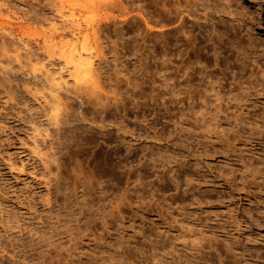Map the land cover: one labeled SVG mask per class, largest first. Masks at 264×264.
Returning a JSON list of instances; mask_svg holds the SVG:
<instances>
[{
    "label": "rangeland",
    "instance_id": "1",
    "mask_svg": "<svg viewBox=\"0 0 264 264\" xmlns=\"http://www.w3.org/2000/svg\"><path fill=\"white\" fill-rule=\"evenodd\" d=\"M263 49L264 0H0V264H264Z\"/></svg>",
    "mask_w": 264,
    "mask_h": 264
},
{
    "label": "bare ground",
    "instance_id": "2",
    "mask_svg": "<svg viewBox=\"0 0 264 264\" xmlns=\"http://www.w3.org/2000/svg\"><path fill=\"white\" fill-rule=\"evenodd\" d=\"M185 2H186V5L188 4V5H192V6H194V5H197V3L199 2V0H192V2H190L189 0H185ZM221 9H223V8H221ZM225 10V9H224ZM72 11V10H71ZM215 11H219V9H215ZM220 11H223V10H220ZM232 11L233 10H231V8L228 10V11H226V12H229V13H232ZM225 12V11H224ZM235 12L236 13H238V14H240V16H242L243 14L240 12V11H237V9H235ZM203 15L204 16H206V13H203ZM72 16V17H71ZM71 16L70 17H68V18H66V19H64L65 21H70L71 23L72 22H74V17H73V12H71ZM234 27V26H233ZM74 38H76V39H78V37H77V35L76 34H72V37H70V38H67V39H63V40H60L59 41V43H60V45H58L59 47H61V48H69V50H70V52H71V55H70V59L69 60H67V61H71L70 63H72V64H75V67H76V69H78V70H76L77 71V73L78 72H81L80 73V76H81V74L83 73V74H88L87 72L88 71H94V69H91L92 67L94 68V66H93V61H92V59H91V54H90V50L89 51H87V50H81V49H79L78 47H76V44H75V41H76V39H74ZM45 43H50L51 45H53L54 47H55V43L56 42H53L52 41V39H51V37L50 38H48V36L47 37H45ZM46 44V45H47ZM248 47V46H247ZM86 49H88V48H86ZM54 50V49H53ZM62 50V49H61ZM264 50V49H263ZM68 54H69V52H68ZM91 55V56H90ZM69 56V55H68ZM247 56H249L248 54H245L243 57H247ZM67 59H68V57H67ZM90 71V75H92L91 72ZM182 71V65L181 64H178L177 66H176V75H177V78H176V84H177V87H178V90H180L181 89V79H180V77H181V72ZM264 73V67H263V70L261 71V74H263ZM79 74V73H78ZM85 76V75H84ZM83 75H82V77H84ZM188 76H190V74H188ZM86 77H88L87 75H86ZM79 78V77H78ZM85 78V77H84ZM84 78H81V79H84ZM87 80V79H86ZM211 82V81H210ZM214 87L213 86H211V89H213ZM240 93H242V92H239V91H237V92H233V90L229 87L228 89H226L225 90V84H222V85H220V83H218L217 84V88L211 93L212 95H213V103H212V105H213V107L212 108H215L216 109V112H222V113H224V119L225 120H223V121H227L230 117H233L234 118V115L232 114V112L231 111H229V109H231L233 106H235V104L234 103H236L240 98H242V97H240V95H242V94H240ZM207 95V94H206ZM209 95H210V93H209ZM208 96V95H207ZM211 99V98H210ZM209 99V101H212V99L210 100ZM182 98L181 97H178L177 98V101H178V103H180V102H182ZM195 101H197V100H195ZM209 101H204V103L205 104H203L202 106H207V105H209L210 103H209ZM236 101V102H235ZM197 103V102H196ZM199 103V102H198ZM201 103H199V105H200ZM237 104V103H236ZM197 104H195V102H193V103H191V102H188L187 104H186V110L188 111V112H184L183 111V108H181L180 106H178L177 107V110H176V119H177V123L178 124H182V121H187V120H193V121H191V122H195V123H199V122H202L203 123V125L204 124H207L208 123V121L211 119L210 117V119L207 121V119H206V117H204L203 115H200V116H198L197 114H196V112H197V109L195 108V106H196ZM199 105H197V106H199ZM210 106V105H209ZM196 110H195V109ZM234 108V107H233ZM195 110V111H194ZM232 111H233V109H232ZM263 111H264V109L261 111V113H263ZM235 112V111H234ZM235 114V113H234ZM183 115H185V118L187 119H184V117H183ZM188 116V117H187ZM217 116V115H216ZM215 116V117H216ZM239 116V114L237 115V114H235V120L236 121H234L235 122V124L237 125L238 123H239V121L241 120V118H240V116ZM264 116V115H263ZM213 117V116H212ZM214 117V119L216 120V118ZM220 117V116H219ZM264 118V117H263ZM213 119V120H214ZM219 119V118H218ZM201 120V121H200ZM264 120V119H263ZM263 120H261V121H263ZM190 121H188V122H190ZM217 121V120H216ZM219 121H220V119H219ZM210 122H212V121H210ZM177 123H176V125H177ZM217 123V122H216ZM262 123H264V121L262 122ZM240 124V123H239ZM199 125V124H198ZM202 125V124H201ZM208 125V124H207ZM212 125V124H211ZM241 125V124H240ZM243 126V125H242ZM124 126H122V128H123ZM218 127V126H217ZM236 127V126H235ZM239 127V126H238ZM250 127V126H249ZM256 127H258V126H256ZM256 127H254V130L255 131H258V132H261V131H259V127L258 128H256ZM219 128V127H218ZM217 128V129H218ZM253 127L251 126L250 127V129H252ZM124 129H126V128H124ZM177 131H180V133H181V129H182V126L181 125H179V126H177ZM211 129V128H210ZM223 129V128H222ZM222 129H220L221 131H222ZM237 129V128H236ZM239 129V128H238ZM249 129V128H248ZM219 130V129H218ZM219 130V131H220ZM233 130V129H232ZM240 130V129H239ZM238 130V131H239ZM218 131V132H219ZM224 131L225 132H227L228 133V131H227V129L226 130H224L223 129V133H222V136L221 137H223V134H224ZM125 132H126V130H125ZM183 132V131H182ZM234 132V131H233ZM253 131H251V133H252ZM257 132V133H258ZM176 133H178L179 134V132H176ZM220 133V132H219ZM240 134H241V132H239ZM238 133V134H239ZM250 133V132H249ZM256 133V132H255ZM263 133V132H262ZM177 134V135H178ZM183 134V133H182ZM185 134V133H184ZM238 134H237V136H238ZM218 135V134H217ZM225 135H229V134H225ZM224 135V136H225ZM242 135V134H241ZM262 136V139H264V134H261ZM181 136H183V135H181ZM220 136V135H219ZM226 137H228V136H226ZM254 137V136H253ZM257 137H259V136H257ZM255 138V137H254ZM226 139V138H225ZM224 139V140H225ZM229 139V138H228ZM228 139H227V142H228ZM226 141V140H225ZM230 141V140H229ZM263 143V147H262V150L264 151V142H262ZM228 144H229V142H228ZM264 155V154H263ZM250 161V160H249ZM245 163H246V165H248L249 163H247L246 162V160L244 161ZM244 162H243V164H244ZM263 162H264V160H263ZM252 164H254V163H252V162H250V164L248 165V166H251ZM256 167H258L257 165L254 167V165L252 166V168H256ZM261 168L262 167H260V168H258V169H256V170H261ZM264 168V167H263ZM262 171V170H261ZM253 182V181H252ZM262 187H264V185L262 186Z\"/></svg>",
    "mask_w": 264,
    "mask_h": 264
}]
</instances>
